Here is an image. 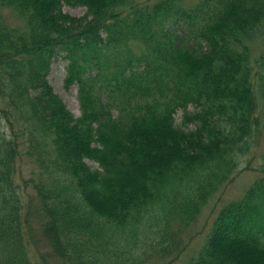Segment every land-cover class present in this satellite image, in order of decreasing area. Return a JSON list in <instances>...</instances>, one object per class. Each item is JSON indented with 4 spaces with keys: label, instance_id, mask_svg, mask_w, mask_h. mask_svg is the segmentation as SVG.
Here are the masks:
<instances>
[{
    "label": "trees",
    "instance_id": "16d2710c",
    "mask_svg": "<svg viewBox=\"0 0 264 264\" xmlns=\"http://www.w3.org/2000/svg\"><path fill=\"white\" fill-rule=\"evenodd\" d=\"M59 57L79 116L48 80ZM261 142L260 174L182 257ZM34 213L63 264H264V0H0V264H35Z\"/></svg>",
    "mask_w": 264,
    "mask_h": 264
},
{
    "label": "rangeland",
    "instance_id": "374dc122",
    "mask_svg": "<svg viewBox=\"0 0 264 264\" xmlns=\"http://www.w3.org/2000/svg\"><path fill=\"white\" fill-rule=\"evenodd\" d=\"M63 10L69 12L75 16H82L86 13V8L82 5H63ZM4 15L6 16L9 23L14 25H23V20L20 19L17 14H15L12 10L5 9L3 10ZM262 46V40L257 38L253 42V51L254 55H258V50ZM67 60L59 57L51 64L50 72L48 74V80L52 85L54 91L62 97V99L67 104V107L70 111L75 115H80L79 102L77 99V85L72 84L68 88H65L63 85L64 75L66 71ZM182 116V111H178L176 114V122L180 123ZM263 142H261V146H259L253 154H249L246 156L244 161L241 163L240 170L234 174L233 180L228 183L225 187L221 188L214 196L210 199L209 203L202 210L196 221L191 223L186 230L182 233V239L187 243L184 253H182V257L187 256L193 250H195L201 243L206 228H208L207 223L211 222L212 218L216 215L221 206L239 196L245 191L248 185L253 181V179L260 174V167L263 164L261 158L259 157V153L262 150ZM250 160V168L246 169V163ZM25 162V161H21ZM88 163L96 167V163L92 161H88ZM29 166L26 164H21L17 168V178L19 179V183L21 186L26 189L28 192L27 196H25V200L29 194H32L33 190L30 185L25 186L23 179H29ZM29 201L32 202L31 205L35 204V199L33 195L30 196ZM43 220V217L37 213H34L31 218V226L33 235L31 242V256L35 264H44V261H47V264H63L59 259H57L53 254L49 252L48 244L43 239L40 231V224ZM156 256L154 257V259ZM152 264H165L166 261L161 259L154 260ZM161 261V262H160ZM172 264H182L181 261H174Z\"/></svg>",
    "mask_w": 264,
    "mask_h": 264
}]
</instances>
